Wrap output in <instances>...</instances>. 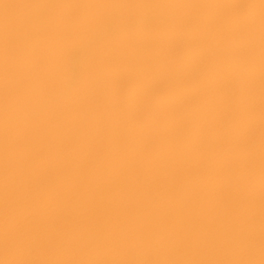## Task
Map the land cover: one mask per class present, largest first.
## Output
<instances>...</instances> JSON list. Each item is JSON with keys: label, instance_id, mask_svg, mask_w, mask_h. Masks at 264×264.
Wrapping results in <instances>:
<instances>
[{"label": "snow or ice", "instance_id": "snow-or-ice-1", "mask_svg": "<svg viewBox=\"0 0 264 264\" xmlns=\"http://www.w3.org/2000/svg\"><path fill=\"white\" fill-rule=\"evenodd\" d=\"M0 264H264V0H0Z\"/></svg>", "mask_w": 264, "mask_h": 264}]
</instances>
